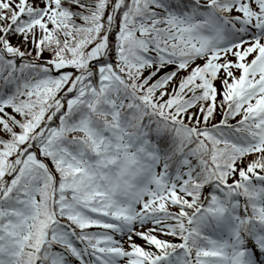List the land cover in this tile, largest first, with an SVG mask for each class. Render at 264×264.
<instances>
[{"label":"snow or ice","instance_id":"snow-or-ice-1","mask_svg":"<svg viewBox=\"0 0 264 264\" xmlns=\"http://www.w3.org/2000/svg\"><path fill=\"white\" fill-rule=\"evenodd\" d=\"M0 264H264V0H0Z\"/></svg>","mask_w":264,"mask_h":264}]
</instances>
